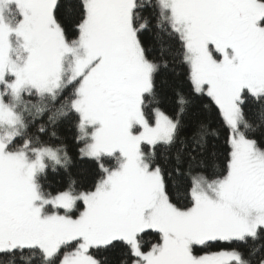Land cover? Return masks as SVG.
Listing matches in <instances>:
<instances>
[{"label":"snow or ice","instance_id":"snow-or-ice-1","mask_svg":"<svg viewBox=\"0 0 264 264\" xmlns=\"http://www.w3.org/2000/svg\"><path fill=\"white\" fill-rule=\"evenodd\" d=\"M176 56L191 91L176 93L170 116L156 78ZM203 97L230 130L219 176L194 171L213 134L195 113ZM65 119L101 174L91 190L52 194L49 163L69 157L45 137ZM260 128L264 0H0V264H103L97 254L111 249L125 252L121 264H264V146L250 135ZM171 172L190 177L183 204ZM153 232L160 241L144 250ZM220 242L247 250L198 254Z\"/></svg>","mask_w":264,"mask_h":264},{"label":"trees","instance_id":"trees-1","mask_svg":"<svg viewBox=\"0 0 264 264\" xmlns=\"http://www.w3.org/2000/svg\"><path fill=\"white\" fill-rule=\"evenodd\" d=\"M65 2H67V0H65ZM65 23L68 26L69 34L74 35L73 18H66ZM141 39L145 46L150 49L151 55L154 58H159V44L153 32L142 34ZM169 60L168 67L162 68L156 78V92L161 100L158 107L171 116L175 113V106L171 102L173 97L178 91L190 92L191 84L188 78L189 69L186 64L182 63L179 56H176L174 59L170 57ZM31 99L35 100V98ZM205 105L208 107H204ZM146 107L154 110L157 105H153L146 101ZM255 110L256 106L253 104H249L246 108L245 111L249 119L256 118ZM195 113L199 120L207 124L209 131L213 134L208 137L206 167L203 169H194V171H204L208 175L219 176L224 173L225 159L230 148V130L224 123L215 105L207 97L198 98L196 100ZM43 120H47L46 114ZM41 122L43 121L37 118V123ZM32 131H35L34 127ZM55 131V138L45 137V139L52 145H63L68 154L69 162L66 166L62 167H53L51 163H49L46 174L42 179L45 190L52 194H58L59 192L69 190V188L73 186L75 190L78 191L91 190L97 182L101 170L98 161L82 156L80 151L82 142L78 140L76 122L67 119L61 120L56 124ZM250 135L254 136V138L264 146V128H260ZM104 163L108 167H114L116 162L113 158H105ZM167 186L174 202L180 204L186 202L187 191L190 187V177L187 174L171 172L167 177ZM159 241V234L154 232L146 234L142 239L143 249L150 250L151 247ZM233 247H240L244 248L245 251L247 250L244 245L220 242L213 247L200 249L198 254L206 255L218 251H227ZM97 258L102 259L103 264H121V261L125 258V252L121 249H111L98 253ZM3 259L7 260L6 257ZM16 264H41V261L38 258H28L26 260L17 259Z\"/></svg>","mask_w":264,"mask_h":264},{"label":"rangeland","instance_id":"rangeland-1","mask_svg":"<svg viewBox=\"0 0 264 264\" xmlns=\"http://www.w3.org/2000/svg\"><path fill=\"white\" fill-rule=\"evenodd\" d=\"M84 157V156H83ZM85 158H88V159H92V158H89V157H85ZM92 160H95V159H92ZM96 161V160H95ZM63 165H56L54 167H62ZM83 209L80 208V211H82ZM77 215H78V212H77ZM222 243H225V242H222Z\"/></svg>","mask_w":264,"mask_h":264}]
</instances>
